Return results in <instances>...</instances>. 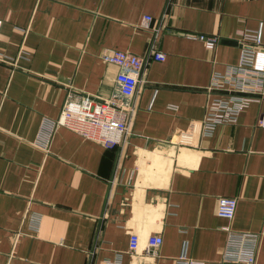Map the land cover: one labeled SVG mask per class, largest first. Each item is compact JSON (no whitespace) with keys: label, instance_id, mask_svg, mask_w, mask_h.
<instances>
[{"label":"crops","instance_id":"1","mask_svg":"<svg viewBox=\"0 0 264 264\" xmlns=\"http://www.w3.org/2000/svg\"><path fill=\"white\" fill-rule=\"evenodd\" d=\"M0 21V264H231L225 225L258 233L264 264V83L235 121L198 133L212 71L237 62L245 31L264 67V0H0ZM153 38L165 57H148L122 143L65 125L45 137L67 99L117 89L103 50L145 55ZM222 196L237 200L230 220Z\"/></svg>","mask_w":264,"mask_h":264},{"label":"built area","instance_id":"2","mask_svg":"<svg viewBox=\"0 0 264 264\" xmlns=\"http://www.w3.org/2000/svg\"><path fill=\"white\" fill-rule=\"evenodd\" d=\"M151 21L152 16L146 14L142 17L140 26L150 28ZM200 38L205 39L208 47H215L216 37L200 35ZM240 42L241 51L237 62L227 65L223 71H212L209 87L216 94L210 98L205 117L199 121L200 135L211 133L219 123L235 121L244 107L252 100H258V95L263 92L264 67L258 65L255 59L256 49L262 44L260 35L256 31H245ZM154 43L153 38L145 55L116 48L103 50L101 59L116 64L119 68L116 76L117 89L104 100L96 101L87 95L80 101L67 99L59 119L44 122L45 137H49L57 125H65L105 147L122 143L129 132L136 109L135 94L147 59L149 56L161 60L165 57L164 53L156 51ZM259 125L264 127V112L259 117ZM236 205L237 200L233 196L219 197L216 212L230 220L235 214ZM223 229L226 231L223 260L231 264H255L260 235L235 230L229 225H225ZM161 243L160 234H151L144 251L153 252ZM138 246V236L131 234L129 252L136 253Z\"/></svg>","mask_w":264,"mask_h":264}]
</instances>
